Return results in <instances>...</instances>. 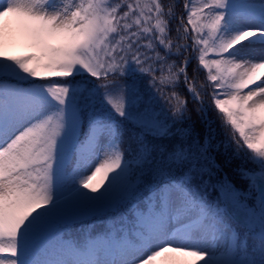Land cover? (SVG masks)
I'll return each mask as SVG.
<instances>
[{
    "label": "snow or ice",
    "instance_id": "obj_1",
    "mask_svg": "<svg viewBox=\"0 0 264 264\" xmlns=\"http://www.w3.org/2000/svg\"><path fill=\"white\" fill-rule=\"evenodd\" d=\"M178 7L0 0V264H264V0Z\"/></svg>",
    "mask_w": 264,
    "mask_h": 264
},
{
    "label": "trees",
    "instance_id": "obj_2",
    "mask_svg": "<svg viewBox=\"0 0 264 264\" xmlns=\"http://www.w3.org/2000/svg\"><path fill=\"white\" fill-rule=\"evenodd\" d=\"M165 2H167V0H165ZM178 4H179V7L176 9L177 11V14H179L181 11H183V2L184 0H177ZM174 28V25L172 26ZM174 34V33H173ZM196 64V61L193 60V62L189 65V68H188V73H189V76L192 75V69L193 67L195 66ZM206 76V71H202L201 72V78L205 77ZM147 78H145V81H146ZM179 91H181L185 97L187 98V92L183 86V84H181L180 88L178 89ZM159 98V97H158ZM207 96L205 97V103H207ZM189 105L191 107V100L189 99ZM213 115V118H214V114ZM193 121H196V117L193 116ZM199 126L198 122H197V127ZM218 163L221 164V166L225 169V170H228L231 165L228 163V161L224 158V157H221L219 160H218ZM231 174V173H230ZM78 230V229H77Z\"/></svg>",
    "mask_w": 264,
    "mask_h": 264
},
{
    "label": "rangeland",
    "instance_id": "obj_3",
    "mask_svg": "<svg viewBox=\"0 0 264 264\" xmlns=\"http://www.w3.org/2000/svg\"><path fill=\"white\" fill-rule=\"evenodd\" d=\"M13 54H17V55H22L23 54V49H19V48H17V49H14L13 50ZM247 89H245V91H246ZM100 190H102V189H100ZM101 222L98 220L97 221V224L99 225Z\"/></svg>",
    "mask_w": 264,
    "mask_h": 264
},
{
    "label": "bare ground",
    "instance_id": "obj_4",
    "mask_svg": "<svg viewBox=\"0 0 264 264\" xmlns=\"http://www.w3.org/2000/svg\"><path fill=\"white\" fill-rule=\"evenodd\" d=\"M247 91V90H246Z\"/></svg>",
    "mask_w": 264,
    "mask_h": 264
}]
</instances>
